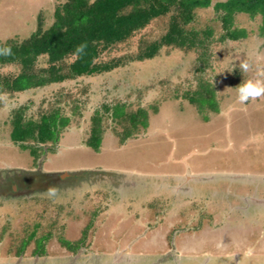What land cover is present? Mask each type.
I'll return each instance as SVG.
<instances>
[{"label": "rangeland", "instance_id": "374dc122", "mask_svg": "<svg viewBox=\"0 0 264 264\" xmlns=\"http://www.w3.org/2000/svg\"><path fill=\"white\" fill-rule=\"evenodd\" d=\"M65 1L0 0V43L29 38L40 13L50 26ZM213 17L212 9L195 13L202 28ZM238 21L248 37L222 42L215 27L211 69L202 74L198 52L166 48L153 60L109 74L0 97V182H11L5 190L0 185V264H264V96L240 104L234 87L242 78L264 79L262 20L240 15ZM164 25L155 22L103 60L135 57L144 42L165 32ZM244 60L252 67L237 81L233 70ZM205 79L216 86L219 102L208 121L185 99ZM104 105L145 108L149 127L121 145L112 128L122 127L107 119L95 151L86 141L93 115L106 116ZM55 106L71 123L34 168L30 155L11 142V113L28 107L27 114L38 118ZM17 175L28 182H15ZM45 177L51 188L36 192L32 178ZM36 224L42 233L51 224L59 228L44 256L34 255L32 241L20 254ZM61 236L79 251L64 248Z\"/></svg>", "mask_w": 264, "mask_h": 264}, {"label": "trees", "instance_id": "16d2710c", "mask_svg": "<svg viewBox=\"0 0 264 264\" xmlns=\"http://www.w3.org/2000/svg\"><path fill=\"white\" fill-rule=\"evenodd\" d=\"M200 9H212L214 14L204 28L195 19V13ZM240 15H248L252 19L261 17L260 36L264 39V0H66L55 9L50 26L46 27L45 18L40 13L36 30L29 38L10 39L0 43V47H10L12 50L11 56H0V69L7 66H16L19 69L14 74L0 73V97L109 74L130 63L153 60L166 48L185 53L198 52L199 62L196 69L202 74L211 69L208 53L213 45L215 27L223 32L219 40L222 42H236L248 37L247 31L238 24ZM155 22L164 23L165 32L150 43L144 42L135 57L103 60L105 54H109L119 45L128 44L137 33ZM81 47L82 53L78 51ZM43 59L46 60L44 67L39 66ZM233 71V76L238 81L243 74L237 68ZM237 86V82L234 83V87ZM197 87L187 93L185 99L198 111L203 110L204 120L208 121V112L219 111L216 86L205 79ZM78 109L75 105L72 112L76 113ZM102 110L106 116L103 117L100 111L93 115L92 127L86 141V145L95 151L100 149L108 130L107 119L112 118L113 123L122 127L121 130L112 128L114 135L119 136L121 145L135 137L141 129L149 127L150 113L145 108L131 111L126 106L104 105ZM150 110L154 114L159 112L158 106H152ZM27 112L28 107H21L11 113L10 139L15 146L30 155L33 167L39 168L45 151L53 149L52 146L59 143L62 131L70 125L71 120L63 115L58 106L40 113L38 118L29 116ZM21 176L26 180L29 178L27 174ZM17 177L18 175L14 181L24 184V180ZM50 181L52 179L48 177L38 179L34 185L36 192L49 190ZM8 187L9 184L5 185L3 190ZM44 207L42 216L47 206ZM40 227L41 224H36L29 229L26 239L18 247L20 254L32 241L36 245L34 255L44 256L45 244L54 238L53 230L56 231L59 226L51 224L45 233L39 230ZM90 227L88 225L87 229ZM59 240L70 252L79 251V245L74 246L75 248L67 247L69 241L63 236Z\"/></svg>", "mask_w": 264, "mask_h": 264}, {"label": "clouds", "instance_id": "9594fccd", "mask_svg": "<svg viewBox=\"0 0 264 264\" xmlns=\"http://www.w3.org/2000/svg\"><path fill=\"white\" fill-rule=\"evenodd\" d=\"M79 52H83V47L78 49ZM12 50L10 47H0V56H11ZM252 65L244 60L239 63V71L243 74H247ZM237 88V102L240 104H247L259 97L264 96V79H243L242 83Z\"/></svg>", "mask_w": 264, "mask_h": 264}, {"label": "flooded vegetation", "instance_id": "af4514ba", "mask_svg": "<svg viewBox=\"0 0 264 264\" xmlns=\"http://www.w3.org/2000/svg\"><path fill=\"white\" fill-rule=\"evenodd\" d=\"M23 180H24V183L30 181L29 178L27 179L28 181H25V179H23ZM34 181H35V182H34ZM7 182H8V181H7ZM32 182H34L33 185H35V183L37 182V180L34 178ZM10 183H11V182H8V183L6 184V182H5V184H4V183L0 182V185L4 187L5 185H8V184H10ZM1 186H0V187H1ZM10 188H12V186H10ZM35 188H36V186H35Z\"/></svg>", "mask_w": 264, "mask_h": 264}]
</instances>
